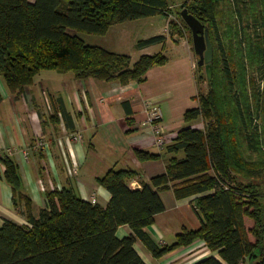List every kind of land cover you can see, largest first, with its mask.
I'll return each instance as SVG.
<instances>
[{
  "label": "trees",
  "instance_id": "1",
  "mask_svg": "<svg viewBox=\"0 0 264 264\" xmlns=\"http://www.w3.org/2000/svg\"><path fill=\"white\" fill-rule=\"evenodd\" d=\"M170 9L168 0H0V76L15 99L41 71L72 72L81 81L142 83L150 68L167 63L163 53L133 62L129 55L87 45L68 30L104 36L114 25L167 17ZM183 9L208 27L213 48L212 78L207 80L205 66H196L198 107L184 114L185 123L200 119L203 128L179 130L165 147L171 155L165 173L140 190L129 186L135 171L109 170L98 181L111 196L106 207L83 200L70 187H56L45 192L46 205L35 216L17 164L0 156L13 207L26 220L0 225V264H145L134 249L136 239L155 257L199 239L226 264H264V96L248 81L251 70L264 76V0H183ZM177 18L169 23L171 36L187 35L192 44L189 28ZM164 40L154 36L136 48ZM253 112L260 113L261 133ZM134 153L142 162L162 157ZM168 190L178 200L195 197L200 227L158 249L144 229L164 211L159 192ZM122 225L132 235L119 239ZM222 261L209 257L196 264Z\"/></svg>",
  "mask_w": 264,
  "mask_h": 264
},
{
  "label": "crops",
  "instance_id": "2",
  "mask_svg": "<svg viewBox=\"0 0 264 264\" xmlns=\"http://www.w3.org/2000/svg\"><path fill=\"white\" fill-rule=\"evenodd\" d=\"M28 1L34 3V0ZM109 30L102 36L105 38L111 32L112 41H105L109 46H93L126 55L130 50L138 58L163 53L167 63L150 68L144 82L127 85L96 79L81 81L71 72L41 71L16 99L0 76V156H9L17 164L23 186L33 201L35 215L34 211L46 205L43 182L49 183L48 191L70 187L87 202H91L94 195L95 203L106 207L111 196L98 181L109 170L135 171L137 175L129 182L131 190H140L143 183L151 185L154 177L165 173V162L171 155L165 153V148L159 150L154 145L153 133L144 124L148 101L161 109L159 123L164 136L170 138L167 145L186 126L203 128L200 119L189 124L184 121L185 112L198 107V57L192 44L182 38L184 35ZM146 33L155 34L146 36ZM154 36H163L165 40L140 50L136 48L138 41ZM42 78L48 80L43 86ZM38 140L46 142L47 149H36ZM136 150L162 154V157L142 162L136 158ZM177 158H183V154H178ZM36 163H43L44 170H37ZM71 165H76L75 175L68 172ZM3 171L0 165V211L10 213L14 207ZM159 197L164 211L155 215L154 223L144 230L158 249H164L175 243L177 235L197 230L200 220L193 208L195 197L178 200L170 190L159 192ZM5 219L17 222L1 215L0 225ZM130 235L129 226L117 228L119 239ZM134 249L145 264H196L209 257L222 261L217 251H211L199 239L158 257L139 239L135 240ZM242 264H255V261L246 259Z\"/></svg>",
  "mask_w": 264,
  "mask_h": 264
},
{
  "label": "rangeland",
  "instance_id": "3",
  "mask_svg": "<svg viewBox=\"0 0 264 264\" xmlns=\"http://www.w3.org/2000/svg\"><path fill=\"white\" fill-rule=\"evenodd\" d=\"M183 0H168V3H169V6H170V14L169 16H164V15H156V16H151V17H147V18H142V19H138V20H134V21H130L126 24H117V25H114L113 27L110 28L109 31H119V29H121V31L124 29L125 31H165V33H168L170 34V28H169V23H170V20L171 21H178V14L180 16V6L182 4ZM166 18H167V23H166ZM133 23V24H132ZM119 27V28H117ZM68 32L72 35H77L79 36L80 38L83 39V41L87 44V45H98L99 46H109L108 44L105 43V41H112L111 40V32H109V34H107L108 36H106L105 38H103L102 36H94V35H87L85 33H80V32H77V31H74V30H71L69 29ZM152 34H155V33H146L145 35L146 36H150ZM142 38V37H140ZM182 38H186L188 40V37L187 35H184ZM129 53V56L131 55L132 57V61H136L138 59L137 55L135 52L133 51H127ZM248 81H249V84H250V81L252 82V79L253 81L256 83V85L258 86L259 90L262 92V96H264V76H260L259 75V72L258 71H248ZM72 73V72H71ZM43 82H42V86H43V83L44 82H47L48 80L46 78H42ZM201 88H202V91L203 93L205 94L207 91H208V87H207V82L206 81H203L201 83ZM250 89V87H249ZM250 93H251V90H250ZM28 98V97H27ZM27 98L25 97L26 99V103L28 104L27 102ZM46 98H48L46 96ZM255 110V109H254ZM253 119H254V123L256 124V126L258 127V130H259V133H261V129H262V121H261V116H260V113L259 114H256L255 112H253ZM39 149H42V148H39ZM44 150V149H43ZM37 170L39 169H42L44 170V164L43 163H36L34 165ZM48 167V165H47ZM45 181V180H44ZM43 182V181H42ZM46 182V181H45ZM47 184V185H46ZM42 190H46L48 191L50 188V185L49 183H42ZM56 188V187H55ZM58 188V187H57ZM37 207V206H36ZM40 210H36L34 212H36V215H38ZM4 216V217H12L14 218L15 221H17L16 223H26V220L24 218V216L22 215L21 211L20 210H17V209H13V211L11 210L10 213H6V212H2L0 211V216ZM5 220H8V219H5ZM24 225V224H23Z\"/></svg>",
  "mask_w": 264,
  "mask_h": 264
},
{
  "label": "water",
  "instance_id": "4",
  "mask_svg": "<svg viewBox=\"0 0 264 264\" xmlns=\"http://www.w3.org/2000/svg\"><path fill=\"white\" fill-rule=\"evenodd\" d=\"M180 17L191 32L193 50L198 57L197 65L199 67L205 66L207 80L210 81L212 78L210 64L213 60V48L208 27L188 13L187 9L180 11Z\"/></svg>",
  "mask_w": 264,
  "mask_h": 264
},
{
  "label": "built area",
  "instance_id": "5",
  "mask_svg": "<svg viewBox=\"0 0 264 264\" xmlns=\"http://www.w3.org/2000/svg\"><path fill=\"white\" fill-rule=\"evenodd\" d=\"M171 21V20H170ZM147 117L145 119L144 124L150 127L151 132L154 136V145L159 149L162 150L165 148V146L170 142V138L168 136H164V134L161 131L160 126V120L162 119V112L161 109L157 106H153L149 103H147ZM81 137H77L79 140ZM47 143L38 140L36 142V149L42 148L47 149ZM70 175H75L77 172L76 165H71V167L68 170ZM91 203H95L94 195H92Z\"/></svg>",
  "mask_w": 264,
  "mask_h": 264
}]
</instances>
